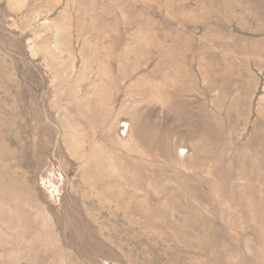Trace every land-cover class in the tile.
I'll return each mask as SVG.
<instances>
[{
  "label": "rangeland",
  "instance_id": "obj_1",
  "mask_svg": "<svg viewBox=\"0 0 264 264\" xmlns=\"http://www.w3.org/2000/svg\"><path fill=\"white\" fill-rule=\"evenodd\" d=\"M0 264H264V0H0Z\"/></svg>",
  "mask_w": 264,
  "mask_h": 264
}]
</instances>
